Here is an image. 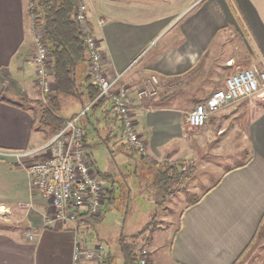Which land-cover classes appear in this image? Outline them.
<instances>
[{"label": "crops", "instance_id": "1", "mask_svg": "<svg viewBox=\"0 0 264 264\" xmlns=\"http://www.w3.org/2000/svg\"><path fill=\"white\" fill-rule=\"evenodd\" d=\"M85 2L106 74L124 73L122 83L132 89L147 84L151 77L160 83L158 98L133 104L145 150L140 160L157 190L166 157L181 159L193 138L184 125L186 110L178 101V96L190 93L182 88L184 75L202 60L212 59L228 72V61L236 67L243 63L249 68H264V0ZM97 19L104 22L101 28ZM32 28L28 0H0V153L33 151L45 143L34 130L32 105L24 109L7 102L38 97ZM172 83H176L174 89ZM196 90L191 91L197 100L191 110L211 94L199 97ZM254 101L247 124V161L226 169L215 184L200 191V183L190 180L197 196L181 212L170 247L165 249V243L159 246L166 255L150 251L149 264H237L264 232V93ZM102 109L95 114L97 129L88 134L96 136L102 146L120 151L119 145L124 144L116 143L121 140L120 123L113 113L104 115ZM99 134L104 137L99 138ZM155 166L159 170L153 174ZM165 168L172 173L181 170V165L171 162ZM98 175L104 179L102 175L109 178L110 174ZM106 190L113 198L114 183ZM50 214L49 202L31 194L30 179L22 165L13 158L0 157V264H74L77 246L102 244L103 240L93 241L89 234L86 237V232L79 237L74 224L94 225L84 216L85 211L75 223H45ZM152 242L147 243L148 248ZM159 247L153 253H158ZM103 249L105 259L109 256L107 264H112L113 255L120 256L123 264L117 246L113 254ZM83 264L93 263L85 260Z\"/></svg>", "mask_w": 264, "mask_h": 264}, {"label": "rangeland", "instance_id": "2", "mask_svg": "<svg viewBox=\"0 0 264 264\" xmlns=\"http://www.w3.org/2000/svg\"><path fill=\"white\" fill-rule=\"evenodd\" d=\"M87 11L89 15V10L87 9ZM29 18L31 26L34 28H32L34 34L33 44L34 50H36L35 38L40 34L38 30L39 24L35 16L30 15ZM97 41H99L98 38ZM219 65L214 59L209 62L202 60L192 73L184 76L181 83L183 84L182 88H188V91H190L188 94L178 96V101L181 102L186 110L184 125L186 114L197 103V100L192 97L191 91L197 89L196 91L200 92L199 97H203L222 87L223 79L230 71L228 72V70ZM240 66L239 68L249 69L243 63ZM122 74L124 75V73ZM5 85H8L7 87L10 86L7 83ZM174 85L176 83L171 84L173 89ZM155 86L156 95L143 96L141 100L137 101L158 98L161 92L159 81ZM128 87L134 95L138 88H150L149 83L142 84L141 87L136 89ZM175 90L170 93H174ZM3 96L5 97V95ZM37 99L45 103V97L41 95L39 90L38 97L29 100L36 101ZM254 100L256 98L251 99V101L250 99H245L229 104L216 114H213L205 127L198 130L189 129V134L192 135L190 137L193 138L190 140L189 145L184 147L181 159L172 160L168 155L166 157L167 161L163 163V166H168L171 162L186 168L191 166L193 169V176L190 179L191 183L199 182L198 189L200 191L208 184L209 186L212 183L215 184L226 169L246 162L250 151L247 124L252 114L251 111H253ZM71 101L66 99L62 102L65 105L63 114L69 118L73 112H78V114L81 112L79 104H75L74 108H71L76 102L75 100ZM30 105H32L31 108L34 109V112L37 113L38 107L34 102ZM99 136V138L104 137L101 134ZM44 142L46 143L45 140ZM119 142L121 143V140L117 139L116 143L118 144ZM87 144L89 145L87 153L93 163V169L101 174H104V172L110 174L109 178H105L102 175L104 179H100V181L103 187L108 189L109 184L113 182L115 190L112 202L102 209L100 220L89 226V231L83 227L79 228L81 233L79 237L81 235L84 236L86 231L89 233V239L93 241L103 240L101 246L110 250L112 254L116 251L115 247H118V241L125 238V243L134 245L136 253L139 252L137 251L138 249H141L148 254L152 251V254L159 255L161 253V255L165 256V249L170 247L171 236L178 227L181 212L197 196V191L193 188L195 184L192 187L190 186V180L178 179L175 183L173 180L170 181L167 190H156L152 185V179H148L147 176L150 171H146L145 162L140 160L145 155L141 156L123 143L122 146L118 144L121 148L120 151L118 148L111 149L105 145L102 146L96 136L93 137L92 135H89ZM127 154L133 158L132 161ZM36 156L31 161L41 158H38V155ZM157 170H159V167H152L151 173L155 174ZM74 226L76 227L75 224ZM137 233H140L139 236H137ZM116 240L117 242L114 243ZM150 241L153 242L150 243L148 248L147 243ZM164 243L166 244L165 249L164 247H159ZM157 247L160 248L158 253H153V250ZM119 254L121 253L119 252ZM111 259L112 264H121L120 256L116 257L113 255ZM237 264H264V232L261 233L258 240L248 249Z\"/></svg>", "mask_w": 264, "mask_h": 264}, {"label": "built area", "instance_id": "3", "mask_svg": "<svg viewBox=\"0 0 264 264\" xmlns=\"http://www.w3.org/2000/svg\"><path fill=\"white\" fill-rule=\"evenodd\" d=\"M32 0H28L31 9ZM84 0L77 5L73 19L77 24L88 55V71L92 83L98 89V98L104 99L112 107L113 115L120 123V139L141 156L145 155L142 137L136 129L133 104L143 96L156 95L158 83L155 77L149 80L150 88H138L134 93L121 83L122 73L109 77L103 69L102 53L99 41L90 23ZM101 19L96 20L98 28L103 26ZM36 36V50L33 55L36 84L42 96L53 89L50 57L48 48L41 42L42 31ZM231 71L225 76L222 87L212 92L202 103L195 106L185 117L189 129L198 130L207 124L209 118L225 106L245 99H253L264 93V68H239L232 61L226 62ZM137 98V99H136ZM88 106L77 116L67 120L64 128L40 148L33 151L0 153V157H10L21 164L30 179L31 194L46 199L51 214L45 223H74L73 210H87L98 215L104 204L106 189L103 187L93 163L87 160L84 150V131L78 124L88 110ZM33 155L41 158L32 160ZM33 237L29 236L31 240ZM143 255L146 252L143 251ZM88 260L93 264H104L105 252L101 245L92 248L77 246L73 255L74 264H83ZM145 258L139 264H145Z\"/></svg>", "mask_w": 264, "mask_h": 264}, {"label": "trees", "instance_id": "4", "mask_svg": "<svg viewBox=\"0 0 264 264\" xmlns=\"http://www.w3.org/2000/svg\"><path fill=\"white\" fill-rule=\"evenodd\" d=\"M80 2L81 0H32L30 2L33 6H31V9L28 8V14L29 16H35L39 28L42 31L41 42L48 48L51 61V79L54 89H52L48 95L44 96L45 103L39 99L30 101L22 97L15 101L7 100V102L24 109H26L27 105L34 102L38 107L37 113L32 109L34 130L39 132L46 142L64 128L67 120L78 115V112H73L70 114V118L65 117L63 114L65 105L62 102L66 99L69 101L75 100L76 102L71 108H74L75 104H79L80 111L88 106V110L80 118L78 124L84 131L83 143L86 158L91 162L90 156L87 153V148H89L87 144L89 137L88 132L90 129L92 131L97 129L96 112L103 108V114L108 115L112 113V107L104 99L98 98V89L92 83L91 75L88 71L87 50L83 44L81 32L73 19L77 5ZM195 69L196 68H193L185 75L192 73ZM113 118L115 120L118 119L115 115ZM165 167L162 166L165 171L164 175L159 180L160 187L158 190H167L168 182L172 181L174 178L177 180H190L193 176V169L191 166H189V168L181 166V170L172 173ZM107 191L108 190H106L102 209L104 205H109L113 200V198H109ZM102 209L98 215H91L87 210H83L86 212L84 216H87L92 222L99 221L102 216ZM81 211L82 210L79 209L73 210V214L76 218L75 222L81 217ZM76 226V231H78L79 234H81L79 231L81 227L89 231V226L87 227L86 224L81 225L78 222ZM88 234L89 233L86 232V237ZM139 234L140 233H137V236H139ZM118 242V249L121 253L123 264H139L142 258H145V264H149L148 253L143 255L141 249H138L137 251L139 252L136 253L134 245L125 243V238ZM108 259L109 256L104 260V264H107Z\"/></svg>", "mask_w": 264, "mask_h": 264}]
</instances>
